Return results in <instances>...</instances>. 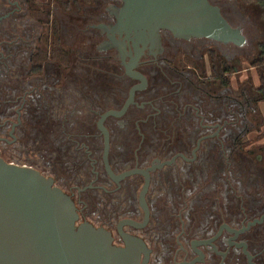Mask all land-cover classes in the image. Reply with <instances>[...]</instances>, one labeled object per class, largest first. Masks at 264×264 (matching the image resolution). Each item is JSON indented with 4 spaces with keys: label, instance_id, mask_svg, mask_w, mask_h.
I'll use <instances>...</instances> for the list:
<instances>
[{
    "label": "flooded vegetation",
    "instance_id": "1",
    "mask_svg": "<svg viewBox=\"0 0 264 264\" xmlns=\"http://www.w3.org/2000/svg\"><path fill=\"white\" fill-rule=\"evenodd\" d=\"M195 1L126 16L123 0H0V157L51 177L76 224L105 229L118 247L129 241L136 264H264V165L230 128L253 97L230 88L245 39L206 36V1L242 35L240 0ZM92 17L83 43L77 32ZM84 62L107 93L120 91L115 100L93 96ZM51 64L60 76L68 69L58 87ZM80 100L92 131L81 132ZM40 101L47 173L3 156L34 153L24 116Z\"/></svg>",
    "mask_w": 264,
    "mask_h": 264
},
{
    "label": "water",
    "instance_id": "2",
    "mask_svg": "<svg viewBox=\"0 0 264 264\" xmlns=\"http://www.w3.org/2000/svg\"><path fill=\"white\" fill-rule=\"evenodd\" d=\"M123 2L120 12L135 16L140 4L145 12L150 8L162 13L183 0ZM238 25L243 36L227 24L217 7L206 1V36L223 42L245 39L243 45H247L245 24ZM83 28L81 25L77 33L85 32ZM111 113L115 112L106 114ZM92 129L94 123L85 130ZM76 220L73 201L53 184L51 177L0 157V264L137 263L135 245L126 240V247L115 246L108 231L88 222L76 224Z\"/></svg>",
    "mask_w": 264,
    "mask_h": 264
},
{
    "label": "rangeland",
    "instance_id": "3",
    "mask_svg": "<svg viewBox=\"0 0 264 264\" xmlns=\"http://www.w3.org/2000/svg\"><path fill=\"white\" fill-rule=\"evenodd\" d=\"M83 2L84 3L87 2L88 4L90 3V0H83ZM81 6L83 8L81 10V13L83 14L85 4L81 3ZM69 8H70V5L68 9ZM240 10H241L242 16L240 19L237 20L238 22L237 24H240V23L245 24V38L247 41V45H242L241 47L242 57L241 59H237L239 60L237 64H238V67L243 68L244 70L241 73L237 74L236 78L231 77L230 88L231 90H235V91H239L240 89H243L245 91H248L253 97L251 99V105L247 107V110H246L247 114L245 116H242V117L239 116L237 118L236 120L237 127L231 126L230 128L236 129V130H243V133L245 134L246 139H248V143H247L248 145L246 148V151L249 152L248 156L252 158L254 161H258L264 165V102L260 100L258 96L259 94L255 90V87L257 86V83H258V78L256 75L255 68L253 66V60L257 56L259 45L264 42V15H263L261 8L258 5H256L255 3L249 2L247 0H240ZM92 21H93V17L87 20L85 19L82 20L81 24L85 27L87 23L92 22ZM38 32H40V29ZM77 34H78L79 40L81 38L83 40V43H85V37L86 35L89 34L88 31L77 33ZM74 46L75 45L73 43L72 48H70L71 51H75L76 46L75 47ZM87 48L86 46H83V49H82V51H84L83 53L91 54L90 52L91 49L89 48V46ZM86 64L87 62H84V64L82 65V72H84L83 76H85L86 73H87L86 75L94 76L93 78L95 80H92V82L96 83L95 86H91L92 88L94 87L97 88V89L94 88L93 96L94 97L99 96L100 98H104L103 100H100V103L112 101L113 98L115 100V98H117L118 95L120 94V91L115 90L114 88V91L118 92V94L115 93L114 95L111 96V94H109L110 92L107 93V90L103 86V84L105 83V78L102 79L103 81L100 80L102 76L98 74V77H99L98 79L97 73H94V71H92L91 69H87L85 66ZM25 65L26 63H23V66H24L22 68L23 74H25L26 69H27L25 68ZM88 65H92L91 61L88 63ZM47 67L49 68V72L52 71V75L54 76V81L57 80L56 87H58V85L62 84L63 77L66 76L67 74L66 72L68 71V69L62 70V73L60 76L57 73V71L56 73L53 72L54 70H57V69H55L54 66H52V64L47 65ZM44 74L45 73L42 72L40 74L34 75V80L40 81L41 83L43 77L45 78ZM23 78L25 80V77ZM40 83L39 84L37 83L35 85L40 86ZM114 86L115 87L118 86L116 82L114 83ZM102 87L103 89L99 90ZM57 90H58L57 88L54 90L55 94H58ZM39 93H42V90ZM39 93H36V96H35L36 98H38L37 95ZM76 95H78V93ZM254 97H256L255 101H253ZM42 101L38 103L37 102L31 103L29 106L30 110H28L24 116V125L27 129V133L30 135L28 137L29 148H33L32 151L34 153L26 154L24 152V154L21 155L22 150L25 151L26 148L20 147V149H18V151L15 152L13 151L14 148L10 147L6 149V151L4 152L5 154H3V156L6 160L13 159L19 163H26L28 165H32L36 168H39L43 170L45 173H47L48 168L46 167L45 163L46 161H48L49 159L48 157L50 156L52 157V154L46 151L47 144L45 143L46 137L44 136L45 134L44 129L46 128L45 120H44L45 119V107ZM86 106H87L86 102L83 100H80L74 107L77 112L76 116L80 117L79 119H80V122L82 123L81 130L83 131L87 129L90 125H92L95 121V117H91L92 115L89 114V111H87ZM66 108L71 109V104L70 105L68 104ZM243 111L245 112V109ZM240 142L242 141L240 140ZM256 156H258L259 159H256Z\"/></svg>",
    "mask_w": 264,
    "mask_h": 264
},
{
    "label": "trees",
    "instance_id": "4",
    "mask_svg": "<svg viewBox=\"0 0 264 264\" xmlns=\"http://www.w3.org/2000/svg\"><path fill=\"white\" fill-rule=\"evenodd\" d=\"M68 1V0H67ZM249 2L258 5L264 15V0H247ZM253 66L256 71L258 78L257 86L255 87L256 92L259 94V98L264 102V42L259 45V50L256 58L253 60Z\"/></svg>",
    "mask_w": 264,
    "mask_h": 264
}]
</instances>
